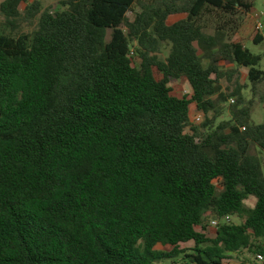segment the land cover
<instances>
[{"label": "trees", "instance_id": "obj_1", "mask_svg": "<svg viewBox=\"0 0 264 264\" xmlns=\"http://www.w3.org/2000/svg\"><path fill=\"white\" fill-rule=\"evenodd\" d=\"M22 4L37 28L14 34ZM61 5L0 3V264H222L244 250L264 255V122L251 120L253 99L240 87L228 116L212 101H228L221 62L246 68L252 92L264 83L262 54L230 38L253 2ZM178 79L189 94H172ZM193 104L199 124L190 121ZM227 215L241 220L222 221ZM208 217L218 220L213 238Z\"/></svg>", "mask_w": 264, "mask_h": 264}, {"label": "rangeland", "instance_id": "obj_2", "mask_svg": "<svg viewBox=\"0 0 264 264\" xmlns=\"http://www.w3.org/2000/svg\"><path fill=\"white\" fill-rule=\"evenodd\" d=\"M3 0H0V3ZM33 1V0H30ZM40 2V6L42 11H57L62 8L61 0H38ZM254 4L253 9L249 13L239 11L238 23H240L239 28L233 32L230 36L232 40H238L242 42L245 46L249 47L250 50L254 53H260L264 57V40L258 44H255L253 39L258 33H261L264 36V0H251ZM25 4H22L21 11L22 16L17 21V28L14 30V34L20 33H30L37 28L38 17L27 19L24 14ZM256 13H263L262 15V23H263V31L259 32L256 28ZM134 13H129V17H133ZM4 16L0 12V27L3 26ZM212 25L208 28V31L212 32ZM232 32V31H229ZM169 53V46L164 45L160 49L159 57L165 58ZM201 53V52H200ZM206 63V61H205ZM220 69L223 73L222 78L219 81V85L221 88V92L225 95H228V101L222 102L219 100L217 95L212 97V101L214 102L216 108L224 112V116H228V103L230 102V98L235 99L232 96V93L236 88H241V93L243 94L246 101L253 99V105L251 110V120L258 124L264 122V83L259 86V88L255 91H251L250 82L247 78V69L243 67H235L233 64L229 63H220ZM260 67L264 69V60H262ZM172 86V94L175 96H182L184 94H189L190 89L188 87V83L185 79L172 80L170 82ZM263 97V99H261ZM231 103V102H230ZM197 112H201L197 110L195 104L191 105L190 114H195ZM202 113V112H201ZM255 202V198L253 196L250 197L246 201L247 206H252ZM214 218L208 217L206 232L205 235L209 238H213L215 235V226L212 224V220ZM240 218L238 216H232V221L234 223H239ZM199 229V228H198ZM193 246L192 242L182 243L180 244V248H191ZM156 249L170 251L171 247L168 245L157 244L155 246ZM156 264H160V261H156ZM222 264H264V260H256L255 255L249 253L247 250L241 251L239 254L234 255L231 258H228L222 261Z\"/></svg>", "mask_w": 264, "mask_h": 264}, {"label": "built area", "instance_id": "obj_3", "mask_svg": "<svg viewBox=\"0 0 264 264\" xmlns=\"http://www.w3.org/2000/svg\"><path fill=\"white\" fill-rule=\"evenodd\" d=\"M262 15L263 13H256V28L259 32H262L263 31V23H262ZM230 102L231 103H234L235 102V99L233 98H230ZM190 121L191 123L193 124H199L203 121V113L201 112H197L195 114H190ZM244 129V128H243ZM222 221H225V222H231L232 221V216H224L222 218ZM212 224L214 226H216L218 224V220H212ZM256 259L260 260V261H263L264 260V255L262 253H257L256 254Z\"/></svg>", "mask_w": 264, "mask_h": 264}, {"label": "crops", "instance_id": "obj_4", "mask_svg": "<svg viewBox=\"0 0 264 264\" xmlns=\"http://www.w3.org/2000/svg\"><path fill=\"white\" fill-rule=\"evenodd\" d=\"M190 111H191V108H190Z\"/></svg>", "mask_w": 264, "mask_h": 264}]
</instances>
